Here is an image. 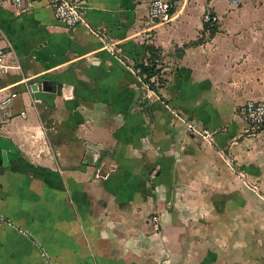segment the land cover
Segmentation results:
<instances>
[{"label": "crops", "instance_id": "0c3cea01", "mask_svg": "<svg viewBox=\"0 0 264 264\" xmlns=\"http://www.w3.org/2000/svg\"><path fill=\"white\" fill-rule=\"evenodd\" d=\"M85 1L71 30L48 0L0 9V137L17 150L0 264H264V131L237 114L264 102V0H161L164 21L155 0Z\"/></svg>", "mask_w": 264, "mask_h": 264}, {"label": "built area", "instance_id": "2783aa9c", "mask_svg": "<svg viewBox=\"0 0 264 264\" xmlns=\"http://www.w3.org/2000/svg\"><path fill=\"white\" fill-rule=\"evenodd\" d=\"M22 0H13L19 4ZM5 0H0V9ZM55 20L63 27L71 30L80 25L88 28L84 17L85 0H48ZM168 1L155 0L149 5V18L151 20L164 21L168 18L170 11ZM218 19L210 14L203 15V22L207 25L215 24ZM89 30V29H88ZM5 52L0 48V73L3 71V61ZM237 114L243 120L246 129L245 132L251 137H257L264 131V102H247L237 109ZM207 135V132H204ZM153 226L156 231L159 230L158 219L153 218Z\"/></svg>", "mask_w": 264, "mask_h": 264}, {"label": "water", "instance_id": "95a60500", "mask_svg": "<svg viewBox=\"0 0 264 264\" xmlns=\"http://www.w3.org/2000/svg\"><path fill=\"white\" fill-rule=\"evenodd\" d=\"M32 89L35 90V92L33 93L35 99L44 101L45 103H50L49 99L53 98L54 96L52 93H44V91H46L47 89L45 86L42 85H36ZM5 106L6 105L0 107V112L4 111L3 109ZM86 147L87 150L90 152L88 154L90 165H93L94 161L96 160V156L94 154L97 151V148L89 145H87ZM16 152V148L10 141L0 137V174L4 173V171L8 167L9 162L15 160Z\"/></svg>", "mask_w": 264, "mask_h": 264}, {"label": "trees", "instance_id": "16d2710c", "mask_svg": "<svg viewBox=\"0 0 264 264\" xmlns=\"http://www.w3.org/2000/svg\"><path fill=\"white\" fill-rule=\"evenodd\" d=\"M171 11H172V9L170 10V12ZM206 29L209 30L211 35L215 32V27L207 26ZM149 50H150V54H151L150 55L151 61H148L147 64H141L138 67V70H139V75H140L141 79L143 80V82L145 84H147L148 87L152 91H156L157 88L155 87L154 83L151 82L150 80H151L152 77L158 76L159 72H160V70L156 68L155 61H153L154 58H156L154 53H156L157 51L155 52L152 49H149ZM157 80H158L157 81L158 84H162L163 83V79H162L161 76Z\"/></svg>", "mask_w": 264, "mask_h": 264}]
</instances>
